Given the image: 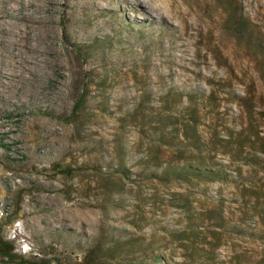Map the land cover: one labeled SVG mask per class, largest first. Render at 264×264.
<instances>
[{
    "label": "rangeland",
    "instance_id": "374dc122",
    "mask_svg": "<svg viewBox=\"0 0 264 264\" xmlns=\"http://www.w3.org/2000/svg\"><path fill=\"white\" fill-rule=\"evenodd\" d=\"M163 1L0 0V264H264V0Z\"/></svg>",
    "mask_w": 264,
    "mask_h": 264
},
{
    "label": "trees",
    "instance_id": "16d2710c",
    "mask_svg": "<svg viewBox=\"0 0 264 264\" xmlns=\"http://www.w3.org/2000/svg\"><path fill=\"white\" fill-rule=\"evenodd\" d=\"M244 147L245 146L242 145L241 148H240V151H238L240 154H242V152H244V149H245ZM258 151L261 154H264V142H263V145L258 149ZM246 161L248 162V159H246ZM164 171H165L164 174H171V175H174V176H180L182 174H192V175L195 174L197 176H200L202 174H204V175L205 174H208V175L209 174H214V175L219 176L220 178L223 177V172L221 170H211V169H208L206 167L205 168H203V167H193V166L166 167L164 169ZM13 258H14L13 247L10 245V243L7 240L3 239L0 236V259L1 260H6V261H10V260H13ZM27 262H28L27 259H24V258L21 259V264H25ZM44 264H49V263L45 262Z\"/></svg>",
    "mask_w": 264,
    "mask_h": 264
},
{
    "label": "bare ground",
    "instance_id": "6f19581e",
    "mask_svg": "<svg viewBox=\"0 0 264 264\" xmlns=\"http://www.w3.org/2000/svg\"><path fill=\"white\" fill-rule=\"evenodd\" d=\"M139 1V0H138ZM158 1H161V6L163 5V7H162V10H160V14H161V16H167V15H169V16H171V14H170V8H169V4L170 3H168V1H163V0H158ZM121 2H123V3H125V0H121ZM172 3H173V1H172ZM174 5V4H173ZM123 6V5H122ZM161 8V7H160ZM173 9H174V6L172 7ZM140 9H142V11H144V12H146L147 13V10L145 9V6L143 7H141L140 6ZM157 11V10H156ZM149 13V12H148ZM175 18V17H174ZM173 18V19H174ZM178 18V17H177ZM177 21V20H176ZM180 21V20H179ZM182 26V25H181ZM179 27V26H178Z\"/></svg>",
    "mask_w": 264,
    "mask_h": 264
}]
</instances>
